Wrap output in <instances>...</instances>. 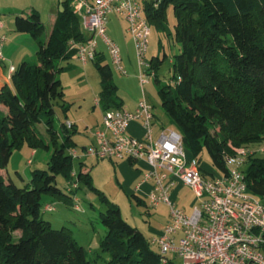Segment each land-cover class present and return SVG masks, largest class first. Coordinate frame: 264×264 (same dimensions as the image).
Here are the masks:
<instances>
[{
	"label": "trees",
	"instance_id": "obj_1",
	"mask_svg": "<svg viewBox=\"0 0 264 264\" xmlns=\"http://www.w3.org/2000/svg\"><path fill=\"white\" fill-rule=\"evenodd\" d=\"M73 1L61 2L49 33L36 8L16 16V31L30 33L37 42V60H23L11 84L0 89V168L25 144L52 153L48 168L33 169L24 186L0 173V264H95L72 229L54 227L42 212L45 194L73 203L76 192L73 186L66 193L57 183L59 175L73 180L79 132L76 123L57 122V105L66 116L71 108L60 77L67 67L61 62L77 56L74 44L88 39ZM170 7L176 18L173 29ZM145 14L181 46L168 84L157 76L167 53L153 56L147 68L156 76L163 109L189 151L201 160L207 150L218 172L228 174L229 155L264 140V0H161L156 7L147 5ZM105 60L97 52L100 105L104 111L122 109L124 100ZM243 171L248 190L264 197V156L249 154ZM77 179L107 204L100 212L106 228L100 241L102 253L108 254L104 264H182L164 257L123 217L120 207L94 185L90 171L80 170ZM131 197L147 204L138 194Z\"/></svg>",
	"mask_w": 264,
	"mask_h": 264
},
{
	"label": "built area",
	"instance_id": "obj_2",
	"mask_svg": "<svg viewBox=\"0 0 264 264\" xmlns=\"http://www.w3.org/2000/svg\"><path fill=\"white\" fill-rule=\"evenodd\" d=\"M160 1L75 2L82 27L91 35L87 41L74 44L79 60L83 63L95 60L98 51L96 38L99 36L108 47L113 65L119 71L127 72L120 47L107 34L110 16L118 15L126 19L140 64L148 68L152 27L145 10L147 5L156 7ZM6 40L5 35H0V60L3 59L2 48ZM15 70L16 67L11 65L10 73ZM96 102L100 104L99 99ZM154 118L153 105L146 100L140 101L134 111H104L102 126L95 131L97 143L92 144L87 152L99 159H144L148 162L144 178L153 182L148 205L157 207L165 203L169 207V222L152 241L161 254L179 257L182 264H264V197L248 190L242 167L247 162L248 150L240 147L236 154L227 157L228 174L210 173L189 151L177 129L164 127L155 136ZM137 120L146 128L144 138L128 133L130 123ZM68 124L71 126L72 122ZM73 154L79 156L76 150ZM177 182L189 186L194 192L196 203L191 213L179 208L173 199ZM53 208L47 205L48 210Z\"/></svg>",
	"mask_w": 264,
	"mask_h": 264
},
{
	"label": "rangeland",
	"instance_id": "obj_3",
	"mask_svg": "<svg viewBox=\"0 0 264 264\" xmlns=\"http://www.w3.org/2000/svg\"><path fill=\"white\" fill-rule=\"evenodd\" d=\"M0 5L7 9L2 10L1 15L11 16V11L4 4V0L0 1ZM45 21L48 23L46 16ZM175 22L176 18L173 8L170 7L168 9V24L171 29H173ZM151 27L152 32L149 38L147 59L150 60L155 55L163 57L165 53L169 55L168 59L157 71L160 82L168 84L171 82L173 75L174 55L180 52L181 46L172 36H168L155 25L151 24ZM127 28L128 23L126 19H122L120 31L125 40V52L122 54L126 73L119 71L113 65L107 46L101 44L105 50V62L112 66L114 81L119 86V94L124 98L136 97V95L143 97L145 94L147 100L153 105V112L156 115L154 124L158 122L173 126L169 116L162 107L158 95L159 84L156 76L154 73H147V67H143L140 64L135 43ZM9 32L11 31L8 29L7 33L9 34ZM9 35L8 37L11 38V35ZM26 59L37 60V50L28 54ZM21 63L22 61L17 64V67ZM61 66L67 67L65 71L60 73V77L65 89V99L71 103V108L66 116L61 107L57 105V122L60 123L61 120L68 121V119L77 120L79 121L80 130L75 136L78 144L76 151L79 156L75 158L73 180L68 181L65 176L59 175L57 183L66 193L74 186L76 192L73 194L78 198L73 203H67L62 199L45 194L43 196L42 212L44 218L50 220L54 227L60 228L66 226L72 229L73 235L85 247L88 257L93 259L95 264H104V259L108 258V254L102 253L100 246V241L106 234V228L100 221V212L107 209V204L101 200L100 195L96 191L78 182L77 175L80 170L88 169L92 173L94 185L103 190L111 201L120 207L123 217L144 232L150 241L154 237H157V235H160L170 219L169 207L163 203L157 207L139 204L131 197L130 193L122 188L120 181L117 179L116 167L109 159H99L97 155L88 154L87 150L93 144L89 143L94 138L95 143L97 142L95 131L103 123V108L96 102L100 98L101 75L94 61L83 64L77 56L72 57L70 60L62 61ZM142 74L145 75L144 78ZM94 120L100 123H95ZM243 149H247L248 154L264 156V140L259 143L243 146ZM33 150L27 144L19 149H15L9 164L6 168H0V171L4 172L8 179V174L10 173L17 184L24 186L30 180L33 169L48 168L52 153L51 150L38 148L36 149V153L33 154ZM29 160L33 161V163H30ZM201 161L207 169L209 168L210 172H218L213 166L207 150L201 153ZM245 166L246 164H242L243 169ZM19 173L23 175L25 180L20 178ZM76 183L79 185L78 188H76ZM173 199L176 201L178 207L187 213L193 211L194 204L196 203V197L190 187L183 188L178 198L173 196ZM47 205H52L54 208L48 210ZM153 246L155 249H158L157 245ZM175 260L182 263L179 257H176Z\"/></svg>",
	"mask_w": 264,
	"mask_h": 264
},
{
	"label": "crops",
	"instance_id": "obj_4",
	"mask_svg": "<svg viewBox=\"0 0 264 264\" xmlns=\"http://www.w3.org/2000/svg\"><path fill=\"white\" fill-rule=\"evenodd\" d=\"M2 1V0H0ZM64 0H4V4L8 6V10L11 11V16H2L1 11L7 10L0 5V35H5L7 37V40L5 41L2 51H3V59L0 60V89L6 84H11V73H10V66L14 65L17 67V64H19L21 61L25 60L28 56V54L33 53L35 50H37L38 45L34 37L30 33H24V32H18L15 29V21L17 15H27L30 13L32 8H36L41 15V18L43 22L45 23L47 27V33L50 32L54 20L61 9V2ZM78 0H74L73 3L75 5V2ZM89 2H93L95 0H87ZM45 16L48 19V23L45 21ZM11 17V18H10ZM122 19H124L121 16L118 15H111L109 18V21L107 23V34L108 36L117 43V45L120 47L121 54L125 52V46H124V39L122 36V33L120 31V26ZM8 29L11 31L9 32V35L7 33ZM84 30V29H83ZM85 31V30H84ZM85 34L87 38H90L91 35L85 31ZM8 35L11 37L9 38ZM98 42V51L97 52H103L104 48L101 44L106 45L102 37H97ZM134 41V40H133ZM107 46V45H106ZM108 48V47H107ZM123 58V54H122ZM94 61V60H91ZM124 61V59H123ZM90 62V61H88ZM83 63V64H87ZM10 64V65H8ZM9 69V70H8ZM124 104L122 109L128 110V111H134L137 109L140 101L146 100L148 103H150L145 94L142 96L136 95V97H130V98H124ZM99 99V98H98ZM151 104V103H150ZM104 114V110H103ZM103 117V116H102ZM156 117V115H155ZM155 119V118H154ZM68 122L76 123L77 128L80 130L79 121L68 119ZM95 123H100L96 120H94ZM155 123V122H154ZM170 125H165L164 123L160 124L156 122L154 124V130H155V136L160 132L161 129L164 127H168ZM173 127V126H172ZM128 133H130L133 136H136L138 138H144L146 134V128L142 121H132L128 127ZM96 136V135H95ZM95 144V138L94 140H91L89 144ZM97 143V142H96ZM87 149V148H86ZM36 153V149L33 150V154ZM14 154V153H13ZM114 165L116 170L117 179L120 181L122 188L132 194H138L148 204V196L152 191L153 188V182L146 180L144 178V173L147 171L149 165L146 160H138L135 161L136 164L131 163L129 159H119V160H111L109 159ZM30 163H33V161L29 160ZM202 163V161H201ZM203 168L210 172L202 163ZM84 171H88V169H84ZM218 171V170H217ZM1 174L4 175V177L8 180L7 175L4 172H1ZM212 173V172H210ZM9 179L12 178L10 173L8 174ZM77 184V183H76ZM185 187H189L182 182H177L176 186L173 188V196L178 198L181 190ZM77 196L74 197V202L77 201ZM165 204V203H163ZM167 205V204H166ZM168 206V205H167ZM170 217V216H169ZM169 222V220H168ZM167 222V223H168ZM166 223V224H167ZM166 226V225H165ZM161 232V231H160ZM158 232V233H160ZM159 235H157L158 237ZM157 237H154L156 239ZM173 256V255H171ZM174 257V256H173ZM176 259V257H175Z\"/></svg>",
	"mask_w": 264,
	"mask_h": 264
}]
</instances>
